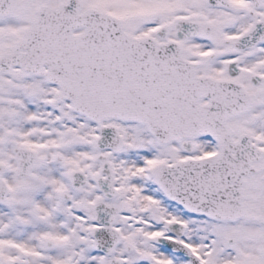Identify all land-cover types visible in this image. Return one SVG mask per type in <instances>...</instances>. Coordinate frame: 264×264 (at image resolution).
<instances>
[{
	"label": "snow or ice",
	"instance_id": "snow-or-ice-1",
	"mask_svg": "<svg viewBox=\"0 0 264 264\" xmlns=\"http://www.w3.org/2000/svg\"><path fill=\"white\" fill-rule=\"evenodd\" d=\"M0 264H264V0H0Z\"/></svg>",
	"mask_w": 264,
	"mask_h": 264
}]
</instances>
